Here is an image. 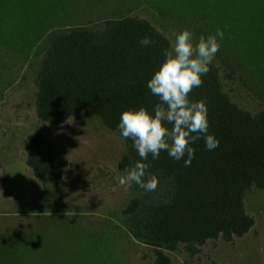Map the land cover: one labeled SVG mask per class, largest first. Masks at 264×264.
<instances>
[{
    "label": "trees",
    "instance_id": "trees-1",
    "mask_svg": "<svg viewBox=\"0 0 264 264\" xmlns=\"http://www.w3.org/2000/svg\"><path fill=\"white\" fill-rule=\"evenodd\" d=\"M227 4L242 14L248 47L237 48L235 36L227 40L233 46L223 40L215 57L218 65H209L203 85L190 94L192 100L206 101L209 133L219 146L209 151L203 139L195 142L190 167L167 152L157 160L149 155L144 162L158 176L159 186L144 192L133 184L131 198L121 211L132 237L153 251L155 264H170L166 252H177L181 246L195 252L209 241L233 242L255 225L246 213L245 196L253 188L264 190V0ZM11 11V17L18 15ZM44 31L36 44L41 54L33 78L41 122L58 127L89 110L106 130L121 138L118 124L124 110L142 106L153 110L158 98L147 82L165 59L170 41L148 20L122 14L66 27L57 24ZM200 34L209 33L200 26L197 38ZM145 36L154 43L141 46ZM223 78L239 81L260 108L251 112L234 103L224 90ZM122 141L118 167L124 173L140 157L130 139ZM24 148L26 166L44 186L40 199L51 200L49 180L61 182L67 161L56 162L54 145L42 133L28 135Z\"/></svg>",
    "mask_w": 264,
    "mask_h": 264
},
{
    "label": "rangeland",
    "instance_id": "rangeland-1",
    "mask_svg": "<svg viewBox=\"0 0 264 264\" xmlns=\"http://www.w3.org/2000/svg\"><path fill=\"white\" fill-rule=\"evenodd\" d=\"M4 1L0 0V264H155L153 251L132 237L121 215L132 192L119 184L124 174L118 167L122 139L89 110L58 127L38 119L33 78L41 46L36 44L47 27L127 14L148 20L170 44L175 33L189 29L197 37V27L204 26L213 34L225 29L228 46L233 45L227 40L235 36L237 48H242L248 33L242 14L231 10L227 2L232 0ZM11 9L18 15L11 17ZM2 12L7 15L2 17ZM213 63L218 65L216 58ZM223 85L242 108H260L239 81L223 78ZM34 133L53 143L58 164L67 161L61 182L49 180L51 200L40 199L44 186L26 166L24 141ZM245 210L255 220L249 233L233 242L209 241L195 252L181 246L177 252H166L170 264H264V190L247 193Z\"/></svg>",
    "mask_w": 264,
    "mask_h": 264
},
{
    "label": "clouds",
    "instance_id": "clouds-1",
    "mask_svg": "<svg viewBox=\"0 0 264 264\" xmlns=\"http://www.w3.org/2000/svg\"><path fill=\"white\" fill-rule=\"evenodd\" d=\"M174 35L170 47L164 50L165 59L147 82L151 94L158 98L153 110L142 106L120 115L121 138L130 139L140 157L134 166L124 169L119 178L121 186L135 184L144 192L158 188V176L149 172L150 164L144 162L149 155L157 160L161 152H167L171 159L183 160L184 167H190L196 156L192 147L195 142L203 139L209 151L219 146V140L209 133L206 101L192 100L190 94L203 85V77L220 51L225 29L217 28L214 34H200L198 38L189 29ZM139 43L147 47L154 41L145 36Z\"/></svg>",
    "mask_w": 264,
    "mask_h": 264
}]
</instances>
